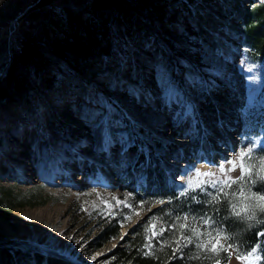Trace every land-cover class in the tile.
Here are the masks:
<instances>
[{
    "label": "rangeland",
    "instance_id": "rangeland-1",
    "mask_svg": "<svg viewBox=\"0 0 264 264\" xmlns=\"http://www.w3.org/2000/svg\"><path fill=\"white\" fill-rule=\"evenodd\" d=\"M39 1L0 0V237L76 264H113L106 253L152 217L157 229L159 217H217L202 193H178L198 170L219 177L218 166L231 167L241 150L264 151V55L237 32L246 1L115 0L99 12L93 0L38 9ZM27 33L40 40L41 56L9 83L10 58ZM162 118L165 132L153 124ZM145 143L164 157L161 191L144 192L153 166ZM218 207L245 223L230 204ZM102 225L121 233L96 249ZM227 254L229 264H264Z\"/></svg>",
    "mask_w": 264,
    "mask_h": 264
},
{
    "label": "snow or ice",
    "instance_id": "snow-or-ice-1",
    "mask_svg": "<svg viewBox=\"0 0 264 264\" xmlns=\"http://www.w3.org/2000/svg\"><path fill=\"white\" fill-rule=\"evenodd\" d=\"M246 159L258 161V164L246 167ZM237 160L240 161L239 164ZM226 164L231 167L226 168L224 163L218 166L221 174L219 177L215 171L201 173L198 170L195 173L197 179H188L178 193L179 197L189 196L191 193H202L205 197L204 203L213 206L214 213L220 212L218 205L227 203L230 204V214L234 217L240 218L253 227L264 225V188L260 187L264 184V151L257 153L255 146L241 150L236 158L227 160ZM237 168L240 170L239 176L229 175ZM202 176L207 177L208 180L199 179ZM233 185H236V188H233ZM190 198L197 200L198 196L192 195ZM120 203L123 202L117 201V204ZM144 203L146 202L142 201L141 205ZM157 203L162 204L165 201L161 200ZM125 206L132 207L130 204H125ZM127 219L128 217L125 216L124 220ZM156 219L157 217L150 218L144 227L147 236L141 252L145 257L160 261L161 257L157 253V247L160 253H165V249H169L171 254L166 256L163 264H171V261L175 259H180L182 262L186 260L188 264H193V262L204 264L205 261L209 264H227V261L232 259L230 255H227L231 250L236 251L235 258L238 260L243 259L250 262L264 260V255H257L258 251L264 249V244L250 246V250L240 252L239 248L244 241L237 244V235L230 230L228 234H225V229L220 226L215 215L209 216L203 212L200 216L176 215L171 221L159 217L162 223L158 229L152 222ZM259 235L264 237V231L259 232ZM121 239L123 240L124 237L121 236ZM92 259L95 260L97 257L93 256Z\"/></svg>",
    "mask_w": 264,
    "mask_h": 264
},
{
    "label": "trees",
    "instance_id": "trees-1",
    "mask_svg": "<svg viewBox=\"0 0 264 264\" xmlns=\"http://www.w3.org/2000/svg\"><path fill=\"white\" fill-rule=\"evenodd\" d=\"M55 1L56 0H40L38 2L37 8H47L48 6L53 5ZM114 4H116L115 0H93L91 7L93 11L99 12L101 8L107 6L111 7ZM258 4L260 3L249 2L246 6L242 5L246 11L245 18L242 20L244 23V28H238L237 32L243 36L244 46L252 48L255 51L258 50L261 54L264 55V4H261V6H258ZM44 15L46 16V13ZM37 16H39L38 11L32 13V17ZM87 29L89 33H92V27L89 26L87 27ZM34 38L35 36L27 33V36L22 40L21 45L16 46V48L14 46L15 51L10 58L12 68L8 75L9 83L15 80V72L20 65L25 66L35 58H39L41 56L40 40H36V38ZM70 51L74 52L75 50L70 47ZM103 52L107 54L109 52V47L105 48ZM58 53L59 55H64L65 51L58 50ZM247 53L250 54V51ZM84 56V54L81 55V57ZM177 91H180L179 87ZM4 95L5 91L3 89H0V98L4 97ZM196 108L197 110L199 109L198 106ZM144 146L147 150H149L153 157V166L149 173V180L144 188V192L152 193L154 191H161L164 188L162 176L163 171L161 169L164 157H161L159 155L155 156L152 147L147 145L146 143L144 144ZM69 147L71 148V150L74 148V146ZM136 147L134 148V150L137 149ZM142 153L144 152L142 151ZM55 159L57 158L55 157ZM49 163L50 165H53V160L51 159ZM46 170V165L42 164L40 167L41 173L42 171L46 172ZM162 197H168V194H162ZM217 214V220L221 221V217H223L224 214L222 216H219V212ZM228 217L230 216L225 215L223 218L225 234H228L230 230L232 233H235L237 235V244H240L241 241H244V243L239 248L240 252H246L250 250V246H260L261 244H264V237L259 235V232L264 231V225H256L255 227H253L250 224L242 223L235 218ZM120 233V227L116 225L100 226V231L97 238L98 240L96 241L97 244L95 248H103L106 244L115 239H118L120 237ZM145 237L146 234L144 233V230L140 228L133 229L132 238L127 239L126 245L113 252L111 256L113 259V264H163L166 256L171 254L170 250L165 249V253H160L157 247V253L161 257L160 261H157L156 259L151 257H145L139 250L141 247H143ZM34 249L36 251L23 248L20 244L15 243L8 238L0 237V264H76V262L64 255L51 253L45 249ZM185 251L187 252L188 250L186 249ZM260 253L264 255V249H262ZM171 264H188V261L185 260L182 262L180 259H175L171 261ZM193 264H199V262H193ZM204 264H209V262L205 261ZM227 264H229V260L227 261Z\"/></svg>",
    "mask_w": 264,
    "mask_h": 264
},
{
    "label": "bare ground",
    "instance_id": "bare-ground-1",
    "mask_svg": "<svg viewBox=\"0 0 264 264\" xmlns=\"http://www.w3.org/2000/svg\"><path fill=\"white\" fill-rule=\"evenodd\" d=\"M142 108H143L142 112H143L144 116H145L146 118H150V117L152 116L153 113L150 112V111H148L147 107H145V106L142 107ZM162 121H164L163 118L160 119L158 123H153V124L156 125V126H158V129H159L160 131L165 132L166 129H168V128L170 127V124H165V125H163L164 123L162 124ZM246 130H247V129H246L245 127H240V128H239V130H238V137H239L240 140H241L242 133L245 132ZM250 130H253V128H250ZM175 134H177V133H175ZM231 139H232V138H231ZM124 232H126V229H124ZM116 244H117L116 241H115V242H112V243L110 244V249L114 248V246H115ZM110 249H109V250H110ZM108 252H110V251H108Z\"/></svg>",
    "mask_w": 264,
    "mask_h": 264
},
{
    "label": "built area",
    "instance_id": "built-area-1",
    "mask_svg": "<svg viewBox=\"0 0 264 264\" xmlns=\"http://www.w3.org/2000/svg\"><path fill=\"white\" fill-rule=\"evenodd\" d=\"M244 1H246V4H245V5H248L249 2H255V3H258V2H256L257 0H244Z\"/></svg>",
    "mask_w": 264,
    "mask_h": 264
},
{
    "label": "water",
    "instance_id": "water-1",
    "mask_svg": "<svg viewBox=\"0 0 264 264\" xmlns=\"http://www.w3.org/2000/svg\"><path fill=\"white\" fill-rule=\"evenodd\" d=\"M125 236V234L123 235V237ZM114 251H116V248L114 249V250H111L110 252H108V253H106V254H109V253H111V252H114Z\"/></svg>",
    "mask_w": 264,
    "mask_h": 264
}]
</instances>
